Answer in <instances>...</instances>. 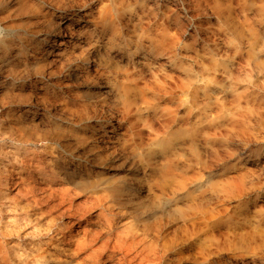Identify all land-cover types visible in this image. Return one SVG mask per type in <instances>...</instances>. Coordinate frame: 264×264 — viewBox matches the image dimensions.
Masks as SVG:
<instances>
[{
  "label": "rangeland",
  "instance_id": "1",
  "mask_svg": "<svg viewBox=\"0 0 264 264\" xmlns=\"http://www.w3.org/2000/svg\"><path fill=\"white\" fill-rule=\"evenodd\" d=\"M0 264H264V0H0Z\"/></svg>",
  "mask_w": 264,
  "mask_h": 264
}]
</instances>
